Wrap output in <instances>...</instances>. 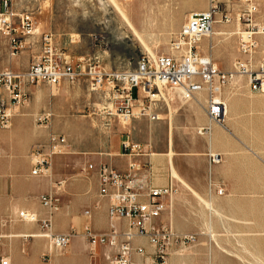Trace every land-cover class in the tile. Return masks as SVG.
<instances>
[{
  "label": "rangeland",
  "instance_id": "374dc122",
  "mask_svg": "<svg viewBox=\"0 0 264 264\" xmlns=\"http://www.w3.org/2000/svg\"><path fill=\"white\" fill-rule=\"evenodd\" d=\"M116 1L128 8L127 16L136 25L144 41L127 26L113 0H13V12L17 17L14 27L23 48L15 56L11 55L10 37L4 33L5 27L2 26L0 71H27L32 61L52 45L55 56L63 54L78 70L91 59L107 72L127 73L135 70L138 61L145 55L157 57L172 54L171 40L181 31L190 14L216 7L215 25L224 33L218 36L211 33L201 42L200 50L212 57L220 71L229 73L236 60L247 58L241 50V44L242 36L250 24L247 21L250 10H256L252 16L254 21H264V0ZM25 13L34 18V34L31 36H23L20 27L19 17ZM46 35L51 37V44L46 45L41 37ZM254 40L256 49L253 60L258 64L264 62V35H257ZM21 58L27 59V67L15 69L14 65L19 64ZM86 80L85 77L75 85L63 81L57 87L46 83L28 87V102L17 108L11 128H0V229H3L0 232L3 237L0 263L3 255L10 257L11 253L18 252L23 258L22 264H73L58 259L68 255L75 241L72 249L82 248L79 237L89 246L90 260L97 252L103 253L104 247L110 248L106 245L94 247L85 238L86 223L90 221V217L85 214L90 209L88 207L72 216L76 226L71 233L74 231L78 235L63 251L52 247L48 238L39 237L43 233L40 224L23 222L19 218L22 211L36 213L39 217L41 210L48 214L41 203L43 195L57 192L62 206L66 186L64 182L68 181V175L59 179H55V176L59 173L66 175L64 169L67 162L84 156L86 144L80 143L82 139L92 142L98 138L110 145L114 138L127 133L126 128L131 120L110 115V101L105 106L108 108L104 109L97 95L89 91ZM220 95L229 106L230 124L225 121L222 127L212 125L220 127L227 135L232 130L237 143L262 149L263 152L255 154L264 158V95L253 93L248 77L242 75L234 76L224 85ZM165 96L172 116L194 102L180 101L171 91H167ZM91 103L96 109H102L104 114L90 115V108L94 110ZM49 111L54 112L50 122L38 123V117ZM16 118L22 119L18 127L14 124ZM147 123L150 126L148 120ZM13 131L15 135L4 137ZM51 131L66 135L68 140L66 152L55 157L60 171L49 177L32 176V149L46 144ZM253 188L254 192L259 193L264 191V184L254 183ZM205 204L213 213L206 217V223L209 226L213 224V230L180 232L196 234L197 241L187 247L172 248L170 264H264V200L253 201L251 208L247 209L251 213L249 216L244 215L245 208H235L227 201H220L218 206L210 202ZM246 219L250 220L247 224L244 221ZM62 225L63 222L58 223V226ZM5 243L8 245L5 246Z\"/></svg>",
  "mask_w": 264,
  "mask_h": 264
},
{
  "label": "built area",
  "instance_id": "2783aa9c",
  "mask_svg": "<svg viewBox=\"0 0 264 264\" xmlns=\"http://www.w3.org/2000/svg\"><path fill=\"white\" fill-rule=\"evenodd\" d=\"M3 12L0 24L4 33L10 37L11 55L15 56L23 48L22 41L16 35L13 12V0H2ZM254 8V7H253ZM256 10H250L247 21L250 24L242 36L241 50L246 59H238L229 73L222 72L211 56L200 50L201 42L209 37L216 24L217 8L193 12L181 31L171 40L172 54L157 57L145 55L135 70L127 73L107 72L96 66L92 60L86 61L78 70L66 56H55L52 45L34 59L27 71L12 69L0 71V128H11L17 108L28 102L27 89L42 83L57 87L63 81L77 82L87 78L92 91L106 88L110 101V115H118L124 120L137 117H149L159 120V108L167 104L166 92L176 94L180 101H199V96L206 93L205 110L211 124L224 126L227 104L221 98L222 87L234 76L248 77L249 87L253 93L264 95V62L255 64L253 60L256 49L255 37L264 35V21L256 22L252 16ZM229 21V19H227ZM23 36L34 34V18L25 13L19 17ZM51 44L49 35L42 36ZM48 47V46H47ZM161 88L163 90H161ZM108 107H105V109ZM114 110V111H113ZM51 113L38 117L40 124L50 122ZM210 126L199 129V134L210 133ZM66 136L51 131L44 145L33 147L34 157L32 176L49 177L53 174L54 159L66 152ZM125 151L136 149L130 141L123 144ZM2 146L0 144V157ZM211 162H221L219 154H211ZM93 169V166H90ZM135 169V165L132 166ZM100 196L109 201L108 220L110 230L96 233L91 227L85 229V238L92 246H109L112 254L106 264H170V251L175 246H190L196 243L197 235L180 233L169 224H158L157 220L169 211L170 200L175 193L172 185L164 188H148L137 183L134 177L123 174L108 164L98 167ZM62 185V183H59ZM222 190L219 191L222 194ZM60 196L57 192L43 195L41 203L48 211L45 218L36 213L22 211L20 221L38 223L43 231L40 237L51 241L52 247L63 251L78 235L76 232L56 234L53 217L60 209ZM96 208L99 207L97 204ZM85 214L92 216L90 210ZM126 222V229L123 228ZM26 237V236H25ZM28 238V237H26ZM3 237L0 236V246ZM137 239L149 241L148 250L144 244H137ZM139 258V259H138ZM143 259L142 260H140ZM0 264H12L9 257H2Z\"/></svg>",
  "mask_w": 264,
  "mask_h": 264
},
{
  "label": "crops",
  "instance_id": "0c3cea01",
  "mask_svg": "<svg viewBox=\"0 0 264 264\" xmlns=\"http://www.w3.org/2000/svg\"><path fill=\"white\" fill-rule=\"evenodd\" d=\"M19 62L14 65L15 69L27 67V59L21 58ZM81 82L79 80L69 83L75 85ZM85 83L89 91L97 95L101 101L100 105L105 109L108 104L107 89L92 91L88 80ZM206 98V93L201 94L199 101H194L184 109L176 111L174 116L168 104L162 103L157 112L159 120H151L149 117L131 118L126 128L128 134L114 138L110 145L102 139L99 141L98 138L92 142L88 139L84 142L82 139L80 143L86 144V148L83 149L84 156L67 162L64 169L66 175L59 173L55 176V179H59L68 175V181L64 182L66 186L63 191L62 206L53 217L55 233H71L76 226L72 216L79 214L84 207L90 208L92 212L85 229L91 227L96 233H105L110 230L109 201L100 196L97 173L98 167L102 164H108L123 174L131 175L137 183L144 186V191L150 187L164 188L172 185L175 193L170 200V209L157 220V223L169 224L176 232L213 230V224L210 223L209 226L206 223V217L213 214L206 207L207 202L218 206L220 201H227L235 208H245L244 215L249 216L251 213L247 212V209L251 208L253 201L264 200V191L257 193L253 188L254 183L264 184V158L255 154L263 150L237 143L233 138L232 130H229L227 135L220 127L212 125L205 110ZM91 105L95 106L93 103ZM90 109V115L104 114L102 109L95 107L94 110ZM47 113H51L53 118L54 112L49 111L43 114ZM147 120L151 123L150 126ZM21 122L20 118L14 120L17 127L21 125ZM208 126L211 128L210 133L199 134V129ZM15 134L16 132L13 131L4 137L8 138ZM127 141L136 145L137 148L133 151L130 149L125 151L123 144ZM221 141L224 143L221 144ZM211 154H219L221 162L212 163ZM133 165L135 169H132ZM90 166H93V169H90ZM56 171H60V168H58V161L54 159L53 173ZM175 173L178 177L174 175ZM220 190L223 191L222 194L219 193ZM97 204L98 208L95 207ZM39 213L41 218L47 216L45 210ZM244 221L246 224L250 222L247 219ZM60 222L64 223L61 227L58 226ZM123 228L126 229V222H123ZM2 231L3 229H0V232ZM79 239L82 248L73 250L72 245L76 241L73 242L68 255L64 258L73 261V264H106L108 262L112 254L111 248L104 247L103 253L97 252V255L90 260L89 246L83 238L79 237ZM136 243L144 244L148 250L150 249L147 239H137ZM6 245L8 244L5 243ZM96 249L98 251V247ZM79 251H84L86 255L84 262L75 256ZM3 257L6 256L3 255ZM9 258L12 264L23 263V258H20L18 252L11 253ZM140 260L143 261L141 258Z\"/></svg>",
  "mask_w": 264,
  "mask_h": 264
},
{
  "label": "bare ground",
  "instance_id": "6f19581e",
  "mask_svg": "<svg viewBox=\"0 0 264 264\" xmlns=\"http://www.w3.org/2000/svg\"><path fill=\"white\" fill-rule=\"evenodd\" d=\"M113 4L115 6V8L117 9L118 13L121 15L122 19L127 23V26L131 29V31L139 37H141V35L139 34L138 30H137V27L136 25L131 22V20L128 18L127 16V10L128 8L126 6H124L123 4H119V2H117L116 0H113ZM0 30H2V25L0 24ZM37 32V31H36ZM224 32H222L219 28H218V25H214V29H213V32L211 35H215V36H218V35H222ZM140 39V38H139ZM141 40H143V38L141 37ZM144 41V40H143ZM146 42V41H145ZM143 42V43H145ZM146 44V43H145ZM148 46V45H147ZM150 50V49H149ZM151 54L154 55V53L151 51ZM228 115H229V106L227 104V115H226V119L225 121L227 123H229V120L228 119ZM129 123V122H128ZM225 129H227V127H225ZM174 173V172H173ZM174 175H176L178 177V175L175 173ZM59 256H62V255H59ZM77 256L76 258H78V260H82V262H84L86 260V255L84 253V251H79L77 253ZM60 260L63 261V260H68L70 261L69 259L67 258H64V257H60ZM70 262H73V261H70Z\"/></svg>",
  "mask_w": 264,
  "mask_h": 264
}]
</instances>
